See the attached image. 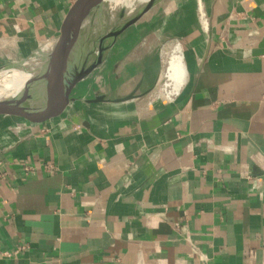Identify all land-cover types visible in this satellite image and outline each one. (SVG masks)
<instances>
[{"label": "crops", "instance_id": "obj_1", "mask_svg": "<svg viewBox=\"0 0 264 264\" xmlns=\"http://www.w3.org/2000/svg\"><path fill=\"white\" fill-rule=\"evenodd\" d=\"M76 1L0 0V69ZM0 264H264V0H157L61 114L0 117Z\"/></svg>", "mask_w": 264, "mask_h": 264}, {"label": "water", "instance_id": "obj_2", "mask_svg": "<svg viewBox=\"0 0 264 264\" xmlns=\"http://www.w3.org/2000/svg\"><path fill=\"white\" fill-rule=\"evenodd\" d=\"M104 1L106 0H77L68 11L62 23L59 36L45 49L49 53V60L42 71L41 78L44 79L41 83L48 81L51 85L52 80V85L56 88L46 97L42 106L36 108L32 113H29V115L26 113L27 92L34 88L36 90L41 88V83H39L37 87L31 88L33 87V81L31 80L26 83L21 92L14 95L12 98L0 100V117L9 116L29 124H41L61 114L64 106L68 102L69 94L74 86L94 68L97 60H99L105 50L103 47H100L98 52H96L98 55L97 60L91 66L73 77L70 81H66L65 75L68 60L74 53L81 29L88 20L91 12L99 8ZM156 1L157 0H149L147 5L142 11H140V13H138V15L114 30L109 36V42L131 24L139 20L141 16L156 3ZM34 71L36 72V70ZM29 87L31 89H29ZM53 103H55V106Z\"/></svg>", "mask_w": 264, "mask_h": 264}, {"label": "rangeland", "instance_id": "obj_3", "mask_svg": "<svg viewBox=\"0 0 264 264\" xmlns=\"http://www.w3.org/2000/svg\"><path fill=\"white\" fill-rule=\"evenodd\" d=\"M121 2L122 1L119 0L117 3L113 2L111 4L109 0H106L99 8L91 12L87 20L89 23L86 21L85 25L82 27L78 42L75 45L74 53L68 60L65 75L67 82L72 79V70L75 65L77 68L82 67L85 63V68L91 66L97 60L98 55L96 52H98L99 48L103 47V49H105L108 45L111 33L131 20L134 16L138 15L148 3V1L142 2L141 0H127V4H121ZM30 60L31 59L28 61ZM9 66L0 69V86H4L6 83H11L12 81L14 82V77L11 74L12 71ZM42 66L43 64L39 63L35 68L30 67V70L38 69ZM166 83L167 78H164L159 89H162ZM8 93L9 90L5 91L4 95Z\"/></svg>", "mask_w": 264, "mask_h": 264}, {"label": "bare ground", "instance_id": "obj_4", "mask_svg": "<svg viewBox=\"0 0 264 264\" xmlns=\"http://www.w3.org/2000/svg\"><path fill=\"white\" fill-rule=\"evenodd\" d=\"M118 1L119 0H109L111 4L113 2L117 3ZM121 1H122L121 4L124 3L127 4L126 3L127 0H121ZM141 1L147 2L149 0H141ZM87 23L89 22L87 21ZM45 49L46 48L41 50L34 58H32L28 62L9 66V68L12 71L11 74L14 77V82L12 81L11 83H6L4 86H0V100L12 98L14 95L21 92L24 89L26 83H28L31 80L33 81V85H32L33 87L31 88L37 87V85L41 83V81L44 79L41 78L42 71L49 60V56H48L49 53ZM170 53H169L170 57L167 60L166 71H164L165 72L164 75L166 76L165 78H167V83L163 86L162 89H160L161 90L160 96L161 98L164 97L165 99L171 100L173 99V97H175V95H177L180 92L182 85L185 83V80L187 78V68L184 62V55L179 45H175L174 49ZM39 63H42L43 66L38 69L30 70V67L35 68L36 66L39 65ZM85 67H86V63L82 67H78V68L75 65L74 69L72 70L73 73L71 78L81 73L84 69H86ZM34 70H36L37 73ZM52 84H53L52 80H51V85L50 82L48 81L42 82L40 85L41 88H39L38 90H36L35 88L31 89L29 87V89L31 90L29 91L27 90L28 91L27 99H26L27 104L25 107V110L27 111L26 113L28 115L29 113H32L36 108L42 106V104L46 100V97L54 91L56 87H54V85ZM8 90L9 93L7 95H4V92ZM53 104L55 106V103Z\"/></svg>", "mask_w": 264, "mask_h": 264}]
</instances>
